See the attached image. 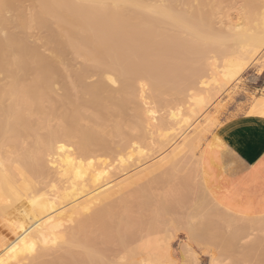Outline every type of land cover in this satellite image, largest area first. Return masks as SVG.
I'll list each match as a JSON object with an SVG mask.
<instances>
[{
  "label": "bare ground",
  "instance_id": "bare-ground-1",
  "mask_svg": "<svg viewBox=\"0 0 264 264\" xmlns=\"http://www.w3.org/2000/svg\"><path fill=\"white\" fill-rule=\"evenodd\" d=\"M19 2L0 0V222L13 234L12 240L0 238V261L3 264H176L179 259L173 261L169 238L179 239L180 235L166 228L168 221L164 217L169 222L170 219L168 214L162 215L166 213V205L168 212L170 209L175 214L177 208L172 211L169 208V202L173 207L175 201L158 200L161 206L156 204L154 215L149 212L148 221L140 220L138 215L136 223V211L134 216H129L135 200L127 202V195L139 186L140 190H133L136 194L131 198L141 193L140 196L146 197L139 200L144 206L140 205L142 208L138 210L143 213L146 205L150 208L155 198L160 197L156 192L161 190L160 184L156 182V189L155 182L153 188L151 184L149 188L143 184L149 183L147 180H159L162 173L168 175L167 169L177 165L185 153L193 160L191 150L200 146L204 133L211 131L216 120L212 116L214 112L208 114L209 108L250 66L264 59V0H29L33 12L28 11L32 13L28 18L22 14L20 9H24L19 8ZM29 29L46 32L41 40L45 41L49 54L29 43ZM30 36L33 38V34ZM37 40L41 41L39 37ZM66 55L82 60L85 65L82 67L78 62L79 66L71 59L79 70L70 72L68 68L67 72ZM91 77L96 80L92 81ZM56 85L62 87L60 95ZM157 107L167 111L166 117L157 115ZM253 108L254 117H264L263 94L255 98ZM200 117L199 123L205 126L196 125L191 130L193 133L188 131L191 135L185 136ZM27 139L29 143L25 142ZM166 148H172L169 155L162 154L164 158L141 168ZM189 157L186 166L183 165L185 170L191 166ZM197 158L191 167L196 165L201 170L202 183L218 207L212 212L220 214L222 210L225 216L233 218L232 224L228 223L230 226L223 221L226 223L224 227L220 225L224 228L220 231L219 227L220 232L211 227L213 234L209 240L212 242L211 237L216 235V239L221 238L222 234L227 242L231 234H225L226 225L235 228L234 219L240 220L241 226L244 221L253 237L258 232L254 234L255 228L264 231V214L237 213L221 205L207 182L206 150ZM133 170L137 172L128 175ZM173 171L170 181L182 174ZM189 183L194 182L191 180L186 185ZM168 184L165 186L170 188L166 191L172 192L176 187L171 185L175 184ZM182 188L188 187H180L179 191ZM150 191L151 198L147 195ZM184 194L180 196L185 202L178 205L184 202V206L193 209L196 203L182 198ZM200 196L203 198L205 194ZM184 206L178 207L175 217L182 224L178 212L183 210L184 215L189 210L183 209ZM200 209L196 205L191 210L198 216H192L193 219L200 217L197 223L203 219L196 214ZM242 209L247 212V208ZM189 214L183 216L185 221L188 218V223H184L186 229L181 225L182 230L180 227L176 230L196 235L198 231L191 228L196 222L189 223ZM170 216L174 219V215ZM158 217L165 228L161 227L164 229L161 235L165 233L169 238L158 235L161 226L157 224ZM217 219L213 220L214 226L218 224L216 228L223 220L220 215ZM210 225L204 226L209 230ZM130 228L145 236L136 232L137 239L130 237L132 233L127 232ZM234 228L231 229L235 231ZM243 232L247 246L242 247L240 240L242 249L238 245L236 248L247 247L245 253L249 250L254 259L251 262L246 259L250 255H246L244 264H254L256 260L264 264V257L254 258L257 251L250 249L249 235ZM171 233L175 236H169ZM259 237L254 241H258L256 246L262 252L264 238ZM24 239L39 242L35 253L10 250V245L20 244L23 248L20 242ZM45 239L49 241L47 246L43 243ZM210 245L205 246L211 248ZM187 248L179 253L186 255ZM239 250L237 254L244 253ZM237 260L235 263L242 262ZM188 261L185 262L192 264Z\"/></svg>",
  "mask_w": 264,
  "mask_h": 264
},
{
  "label": "rangeland",
  "instance_id": "rangeland-1",
  "mask_svg": "<svg viewBox=\"0 0 264 264\" xmlns=\"http://www.w3.org/2000/svg\"><path fill=\"white\" fill-rule=\"evenodd\" d=\"M20 2H21V0H19ZM29 1V0H28ZM27 0H22V2H21V4H20V2H19V8H23L24 9V11L22 10V9H20L21 10V12H22V14L26 17V18H28L29 16H30V14H32V13H29L28 11H30V12H33V11H31L32 10V6L30 5H28V2ZM30 3V2H29ZM23 4V5H22ZM31 10H30V9ZM27 9H29V10H27ZM232 13H234V11H231ZM26 13V14H25ZM29 13V14H28ZM36 29H29L28 31H27V34H28V41H29V43L31 44V45H33V46H35L36 48H37V46H38V48H40V49H38L40 52H43V53H45L46 55H47V51H48V48L47 47H45V44H44V42H42V40H41V38H45L46 36V32L44 31V30H41V31H35ZM34 31V33H32ZM43 31V32H42ZM42 33V35H44V36H40V34ZM30 34L32 35L33 34V38L35 39V40H33V38H32V36H30ZM39 37V39L41 40V41H39V40H37L38 39V37ZM30 39V40H29ZM32 39V40H31ZM36 42V43H35ZM42 42V43H41ZM35 44V45H34ZM42 44H44L43 46L45 47V48H47L46 49V51H45V48L43 49V48H41V47H43V46H41ZM41 46V47H40ZM44 54V55H45ZM49 54V53H48ZM67 56V55H66ZM69 56V55H68ZM67 56V57H68ZM71 56V55H70ZM69 56V57H70ZM67 57L65 58L67 61H66V63H65V66H67V68L66 67H64V69L68 72V68H70L71 70H69L70 72H75V70L76 71H78L79 69H78V66H75V65H77V64H74V60L78 63H81L82 64V67L85 65L83 62H82V60H80V59H76V58H71L70 57V59H69V57H68V59H67ZM73 57V56H72ZM73 61H72V60ZM70 60H71V62H73V63H71L70 62ZM81 61V62H80ZM263 61V62H262ZM69 62L71 63V64H73L75 67L73 68L72 67V65H69ZM75 62V63H76ZM78 63V65L80 66L81 64H79ZM68 64V65H67ZM84 64V65H83ZM69 66V67H68ZM82 67H80V69L82 68ZM76 68V69H75ZM65 71V72H66ZM66 72V73H67ZM69 74H71V73H68V75ZM70 76H72V75H70ZM91 78H93L92 79V81L96 78H94V77H91ZM91 80V79H90ZM90 80H88L89 81V83L90 82H92V81H90ZM96 80V79H95ZM94 80V81H95ZM87 81V82H88ZM2 83V82H1ZM59 85H61V84H59ZM58 85H56L55 86V89H56V92L58 93V95H60L61 94V88L58 86ZM263 87H264V59H262L261 60V62L260 63H258L257 65H254V66H250L249 67V69L240 77V79L238 80V82H235L234 84H232V86H230L229 87V90L228 89H226V90H224L223 92H221V95H220V97H218L217 99H216V101H214L215 102V104H213L210 108H209V110H208V112H206V113H208V114H212L213 112H214V114H212V116L214 115V118H216V120L214 121V125H213V128L211 129V131L210 132H207V133H204V139H202V141H201V144H200V146L198 147V148H196V149H193V150H191V151H194V153H193V156H194V158H192L194 161H195V163H196V160H198V156H199V153H201V151L202 150H208V148H209V143H208V139L209 138H211L212 137V135H213V132L216 130V128H218L220 125H221V123L223 122V121H225V120H227V119H229V118H232V117H235V116H237V115H247V116H253L252 115V112H253V102H254V100H255V98L258 96V95H260V94H263L264 95V89H263ZM59 92H60V94H59ZM176 103V102H175ZM175 103H173V105H172V107H174L175 105ZM216 106L217 107H219V110L216 108ZM133 108V106L132 105H130V107H128V110L130 111V109H132ZM214 108H216V109H214ZM157 111H158V116H162V117H166V115H167V111L166 110H161V108H159V107H157ZM131 112H132V110L130 111V113L129 114H131ZM218 113V114H217ZM203 118V117H202ZM260 118H264V117H260ZM198 122V123H197ZM199 122H202V119H201V117L199 118V119H197L195 122H193L192 123V127L190 128V129H188L186 132H185V136H187V134L189 133V132H191V133H193V131H191V130H194V128L196 129L197 127H196V125L197 126H199V125H201L202 123H199ZM215 122H216V124H215ZM202 127H204L205 126V124L204 125H201ZM193 128V129H192ZM189 131V132H188ZM191 133H189L190 135H191ZM188 134V135H189ZM213 140L215 141V143H218V141H217V138L213 135ZM29 139H27L25 142L26 143H29ZM178 141V140H177ZM176 141V142H177ZM178 143V142H177ZM206 147V148H205ZM172 148H166L164 151H163V153L162 152H160V153H156L155 155H153L151 158H150V160H148L149 162H146V164L144 165V166H142L141 168L143 169V167H147V165L149 166V164H150V162H151V165L152 164H154V163H156V162H158L159 160H161L162 158H164L163 156H162V154L163 155H165V157L167 156V155H169V153H170V150H171ZM199 150V151H198ZM191 151H189V152H191ZM196 151V152H195ZM188 152V153H189ZM161 156H160V155ZM186 155L185 156H187V155H189V154H187V153H185ZM195 154V155H194ZM159 156V157H158ZM185 156H181L180 157V160L182 161H178L176 164L177 165H180L179 166V168L177 167V165H175L172 169H167V170H170V172H168V175H170V176H168V175H166V176H164V173H162V174H160L159 176H158V179L159 180H157V181H151V180H147L146 182H149V183H146V182H144V183H146V184H143L145 187L148 185V188H149V184H151V188H153V187H155L156 186V182H158V184H160V188H161V190H158L157 189V191L156 192H158L157 194H159L160 195V197H157V198H159V199H157V198H155L156 199V201L155 202H152V200H151V202L153 203V205H154V203H155V205H154V207H153V205L150 207V208H148V205H146L147 207L143 210V213H145V212H148V214L147 215H143V213L142 212H140L138 209H140V207L142 208V206H140V205H143V204H141V201H139V200H141V198H144V197H146V196H140V194L141 193H139V192H141V191H139L138 193H139V195H138V197H136L135 196V198H131V196H132V194L134 195V194H136V192L135 191H137L136 189H138V190H140L139 188V186H137V187H134V188H132V191L130 190L128 193H129V195H127L128 196V200H127V202L128 201H130V199H132V201L133 200H135L134 202H135V204L133 205V203L134 202H132L130 205H133L131 208H132V212H130L131 214L129 215V216H134V212L136 213L135 214V218H134V220L135 219H137V217H138V215L139 216H141V217H138V218H140V220H145V221H148L150 218H151V216L150 217H148V215H149V212L151 213L152 212V216L154 215V210H155V208H156V204L158 205L157 207H160L161 206V203H157V201L158 200H163V198H164V200L166 201V202H168V200L170 199V201H175V203L173 202L172 203V206L173 207H171V202H169V208H171V211L172 210H174V209H176V210H178L179 208V206H180V209H182L181 207L182 206H184L183 204H184V199H181V194H184L183 195V197L182 198H185V199H188V201H192V203L194 204V203H196L195 205H193L192 203H191V205H193L192 207H193V209H194V207L196 206V205H199V206H201V209H200V211H206V212H203L202 214L203 215H201V212L199 211H196V214L197 213H199V216H201L203 219H201V221L200 222H196L197 221V219L198 218H192V216L193 217H198V216H196V215H193V211H191V210H193L192 208L191 209H189V208H187L188 207V205H185L184 207H183V209H189V210H187V214H184V215H188L189 213V211H191V213H192V215L190 216V214H189V223L190 222H192V223H195L196 222V225H194V224H192V227L191 228H194L195 230H196V232L198 231V233L196 234V235H190V234H188L187 232V234L186 233H182V231H180L179 233H178V231L182 228V227H180L181 225H185L184 223L185 222H187V220H188V218L186 219V221L184 220V218H183V210L182 211H180L179 210V215H180V218H181V220L184 222L183 224L181 223V222H179V221H177L176 219H175V217H176V210H175V214H172V213H170V209H169V212H168V208H167V205L165 206L166 207V213H163L162 215H167L168 214V216L167 217H169V219H170V222H169V220H168V218H166L165 219V217H164V220H166V221H168V222H165V224H166V228H169V229H171V231L172 230H175L176 231V233L177 234H179L180 236H179V239H178V237H176V238H174V237H168L167 236V234H166V236H167V238H169V240H171V241H169V242H171L170 243V248H171V253H172V255H173V261L175 262L176 260H178L177 261V263L176 264H183L186 260L188 261V259H190V261H192V264L195 262V261H197V262H195L194 264H219V263H221V264H238L237 262L235 263V261L237 260V259H239V261L238 262H241L240 264H244V259L247 257L246 255H250V256H248L246 259H250L251 260V262L252 261H254V259H252V257H251V255L252 254H250L249 252V250H248V253L246 254L245 253V250L247 249V247L245 248V249H243V250H241L242 249V247H245V245L247 244H244L245 242H247L248 240H247V237H245V232H243V230L244 231H246V235L248 234L249 236H248V239H249V246H251V248L250 249H256V251H257V253H256V251H255V253H256V255L254 256V258H256V256L257 257H259V258H262V257H264V254H261L262 252H264L263 250H264V248L263 247H261V251L262 252H260L259 250V248L256 246L257 245V240H258V237L261 235L262 236V238L261 237H259L260 239H263L264 238V231H262V230H258L257 228H255V230L256 231H253L254 232V234H256L255 232H259V236L257 237V234H258V232H257V234H256V236H254L253 237V233L250 231L251 230V228H249L248 229V227H247V224L244 222V221H242V226L240 225V223H241V221L240 220H237V219H234V222H233V224L234 225H232V226H235V228L234 227H228L227 225H229V224H232L231 222H230V220H233V218H231V217H229V216H225V214H224V212L219 208V209H217V210H221V212H219L220 214H218L217 212L218 211H215V212H212L215 208H218L217 206H216V204L212 201V198L210 197V195H209V193H207L208 191L205 189V187H204V185H203V183H202V174H201V170L195 165V166H193V167H191L192 166V164L194 165V161L192 162L191 161V158L189 157V156H187V158L189 157L190 158V162H191V164H189L188 163V165H191V166H187V167H190V169L189 168H187L186 170H188V171H186L185 170V167L184 166H186V162H185V160H187V158L185 157ZM192 156V155H191ZM185 162V163H184ZM184 165V166H183ZM195 167H197V168H195ZM137 170V169H136ZM136 170H133V171H131L128 175H132V173L134 174L135 172H137L138 170H140V169H138L137 171ZM172 170H175V171H178L177 173H182L179 177L177 176V178H176V175H174L175 176V178L176 179H172L171 181L172 182H174V184L175 185H171L172 184V182L168 179V178H172L171 176V172H172ZM185 170V171H184ZM191 170V171H190ZM166 171V170H165ZM175 171H173L174 173H175ZM180 171V172H179ZM182 171V172H181ZM166 173H167V171H166ZM177 173H175V174H177ZM128 175H126V177H129ZM188 175H191V176H189L188 178H186ZM194 175H195V177H194ZM164 176V177H163ZM173 176V177H174ZM185 176V177H184ZM181 177H182V180H181ZM191 178V179H190ZM160 179H161V182H159L160 181ZM190 179V180H189ZM191 180L195 183H193L194 184V186H193V184H191V183H189V186L188 185H186V184H188V182L190 181L191 182ZM182 181V182H181ZM186 181V182H185ZM155 182V183H154ZM170 183V185H171V187L173 186V188L174 187H176V188H174L173 190H172V192H171V190H170V192H168V191H166V189H169L168 187H166L165 185H167V186H169V184L168 183ZM180 184H179V183ZM143 183V182H142ZM154 183V186L152 187V184ZM165 183H167V184H164ZM179 185H178V184ZM185 183V184H184ZM158 184H157V186H158ZM182 184H184L183 186H184V188L185 187H188V188H185V190L183 189V191H179L180 190V187H183V186H181ZM140 185H142V184H140ZM177 185L179 186V187H177ZM186 185V186H185ZM203 186V187H202ZM142 187V186H141ZM166 187V188H165ZM147 188V189H148ZM157 188H159V187H157ZM159 188V189H160ZM141 189H144V188H141ZM155 189H156V187H155ZM133 190H135V191H133ZM151 190V189H150ZM154 190V189H153ZM195 190V191H194ZM198 190V191H197ZM147 191H149V190H147ZM193 191V194L191 193ZM130 192H132V193H130ZM154 192V191H153ZM155 192V193H156ZM197 192H199L200 193V195H203L204 196V194H205V197H203L202 198V196H200L199 195V193H197ZM127 193V194H128ZM145 193V192H144ZM143 193V194H144ZM149 193V192H148ZM152 193V191H150V194H147V195H149V197H150V195H153V194H151ZM177 193V194H176ZM187 193H189V195L190 196H186L187 195ZM194 193H195V195H194ZM175 195H177V196H175ZM156 196V195H155ZM193 196V197H192ZM197 196V197H196ZM162 197V199H160ZM174 197H177V200H179L180 199V201H176V199H174ZM189 197H192V198H189ZM127 198V197H126ZM151 198V197H150ZM152 198H154L153 196H152ZM145 199V198H144ZM195 199H197V200H202V201H197V200H195ZM138 200V203H136V201ZM146 200H148L149 201V198H146ZM145 200V201H146ZM154 200V199H153ZM204 200V201H203ZM145 201H142V203H144L145 204ZM181 201H184L183 202V204L182 205H178V204H180L179 202H181ZM131 202V201H130ZM140 202V203H139ZM199 202V203H198ZM204 202H205V204H206V206L204 205ZM190 203V202H189ZM189 203H186V204H189ZM151 204L149 203V206H150ZM204 205V207H205V210H203L202 209V206ZM137 206H138V208H137ZM144 206V205H143ZM208 207H210V208H208ZM136 208H137V210H136ZM148 208V209H147ZM207 208V209H206ZM196 209V208H195ZM197 209H199V208H197ZM196 209V210H197ZM211 209V213H209L208 211ZM128 210H130V209H128ZM186 210H184V211H186ZM216 210V209H215ZM133 213V214H132ZM160 213H161V211H160ZM159 213V214H160ZM173 213H174V211H173ZM185 213V212H184ZM195 213V212H194ZM207 213H209V214H211V215H209V214H207ZM216 214V216H215V214ZM214 214V215H213ZM223 214V215H222ZM151 215V214H150ZM170 215H174V219H175V221H174V219H173V216H170ZM179 215H178V218H179ZM198 215V214H197ZM206 215H209V216H206ZM219 215H220V218H222L223 220H222V223L221 224H219V226H218V228H216L217 227V225L216 226H214V224L215 223H213V220L214 219H217V217H219ZM161 216V215H160ZM159 216V217H160ZM204 216H206L205 218H204ZM215 216V217H214ZM222 216V217H221ZM224 216L226 217V219L224 218ZM11 217V216H10ZM148 217V218H147ZM157 218V224H159V225H161L160 224V218L162 217H160V218ZM213 217V218H212ZM229 217V218H228ZM180 218H179V220H180ZM185 218H186V216H185ZM192 218V219H191ZM196 219V220H195ZM199 219H200V217H199ZM199 219H198V221H199ZM0 220H1V217H0ZM130 220H132L133 221V218L131 217L130 218ZM143 220V221H144ZM164 220H162L163 221V223H164ZM194 220V221H193ZM218 220V219H217ZM216 220V221H217ZM227 221V225H226V229H225V231H226V235L228 236V235H230L231 234V236H228V237H226V239L228 238V240H227V242H224L223 241V238L225 239V237H223V235L221 234L220 236H222L221 238H218V239H216L217 237V235L215 236V238L214 237H211L212 236V234H213V229L212 228H215L216 230H217V232H220V231H222L223 229H221V226L220 225H222L223 227H224V224L226 223H224L223 221ZM205 221H208V222H205ZM209 221H211L212 222V224L210 225V222ZM219 222H220V220H218ZM134 222H136V223H138L139 222V219H137V220H135ZM176 222H177V224H176ZM205 222V223H204ZM215 222V221H214ZM218 222V223H219ZM247 222V221H246ZM179 223V224H178ZM181 223V224H180ZM188 223V222H187ZM217 223V222H216ZM229 223V224H228ZM247 223H249V222H247ZM167 224H169V226L170 225H172L171 227H168V225ZM173 224L174 225H176V226H173ZM190 224V225H191ZM206 224V227L208 226V224L210 225V227H208V229L209 230H207V228L204 226ZM164 225V224H163ZM187 225V224H186ZM195 226V227H194ZM202 226V227H201ZM203 226L205 227L204 229H203ZM230 226V225H229ZM238 226V227H237ZM161 227H162V225L160 226V231L158 232L159 234L158 235H160V236H162L163 235V237H166L164 234H162L161 235V230H164L165 228H164V226L162 227V228H164V229H161ZM173 227H175V229H172ZM180 227V229L179 230H176V229H178ZM185 227V229H186V226H184ZM184 227H183V229H184ZM190 226H189V224H188V228H189ZM199 227V228H198ZM201 227V228H200ZM212 227V228H211ZM219 227H220V231H219ZM236 227L238 228V232H237V230H236ZM231 228H234L235 229V231L233 230V229H231ZM243 228V229H242ZM206 229V231L203 233V231ZM254 229V228H253ZM252 229V230H253ZM129 230H130V233H132L131 235H129L127 232H129ZM182 230V229H181ZM231 230V231H230ZM232 230L234 231L233 232V234L231 233L232 232ZM170 230H169V232H171ZM208 231H210V232H212V233H210V232H208ZM127 234L131 237H133L134 236V238L135 239H137V237L138 236H135L138 232L136 231V230H131V228L130 229H128L127 230ZM137 232V233H136ZM248 232V233H247ZM175 233V232H174ZM222 233H224V232H222ZM139 234V233H138ZM199 234V235H198ZM201 234V235H200ZM139 235H141V236H145V233L143 234V233H141V234H139ZM170 235H173L172 233L171 234H169V236ZM208 235V236H207ZM209 235H211L210 237L211 238H213L214 240L212 241L213 243H215V244H213L210 240H209ZM225 235V236H226ZM173 236H175V235H173ZM182 236V237H181ZM190 237V238H187V237ZM200 236V237H199ZM206 236H207V238L208 239H206ZM129 237V238H130ZM140 237V236H139ZM185 237V238H184ZM194 237V238H193ZM218 237H219V235H218ZM250 237V238H249ZM257 237V238H256ZM0 238H2L4 241H7V240H12L13 239V234L8 230V228L6 227V226H4V223H1L0 222ZM126 238H128V236H126ZM173 238L174 239H176V240H174L173 241ZM181 238V239H180ZM184 238V239H183ZM198 238L200 239V241H197L198 240ZM240 238V239H239ZM254 238H256L255 240L257 241V242H255L254 241ZM187 239H189V243H192L191 241H193V245H191V244H189L188 243V240ZM185 240H186V242H185ZM212 240V239H211ZM222 240V241H221ZM240 240H243L241 243L240 242H238V241H240ZM246 240V241H245ZM226 241V240H225ZM262 241V240H261ZM173 242V243H172ZM184 243H186V245H184ZM198 243V244H197ZM212 244V246L214 245V248H213V250L211 249L212 248V246H211V248H208L209 246H205V245H209V244ZM224 243V244H223ZM234 243V244H233ZM238 243H240L241 245L242 244H244V246L242 245V247L241 246H239L240 244H238ZM221 244H223V245H221ZM206 247V249H205V247ZM224 245H228L227 246V248L224 246ZM239 246V247H241V249L239 250V249H237L236 248V246ZM185 246H188L189 247V249L187 248V247H185ZM193 246V247H192ZM247 246V245H246ZM254 246V247H253ZM221 247V248H220ZM235 247V248H234ZM185 248H187L189 251L186 253V255H184L183 256V254H180L179 252H181L182 253V251H184V249ZM191 248V249H190ZM202 248V249H201ZM204 248V249H203ZM225 248H226V251H225ZM198 249H199V252H198ZM211 249V250H210ZM239 250V252L240 251H243L244 253L242 254V252H240V253H238V254H240V256H236V255H238L237 254V252L238 251H236V250ZM207 250H208V254H207ZM202 251H204V252H202ZM193 252H195V254L193 253ZM197 252V253H196ZM202 252V253H201ZM219 252H222V254L220 253V255H218L217 253H219ZM225 252H226V255H225ZM234 252H236V253H234ZM254 252V251H253ZM177 253V254H176ZM200 253V254H199ZM204 253V254H203ZM224 253V254H223ZM232 253H234L233 255H232ZM254 253V254H255ZM213 256H212V255ZM218 255V257H216L217 255ZM236 254V255H235ZM191 255V258L194 256V258H189V256ZM209 255L211 256V257H209ZM215 255V256H214ZM221 255H223V256H221ZM230 255H232L231 257H230ZM235 255V256H234ZM243 255V256H242ZM177 258H176V257ZM195 256H197V260H195ZM226 256V257H225ZM181 257H183V261H182V258ZM232 258L231 260H230V258L229 259H227L226 260V258ZM233 257H237L236 258V260L234 259L233 260ZM240 257H241V260H240ZM176 258V259H175ZM181 258V259H180ZM213 261H212V260ZM222 259V260H221ZM226 260V262H228V263H226V262H224V260ZM195 260V261H194ZM211 260V261H210ZM228 260H230V261H228ZM249 260V261H250ZM182 261V263H180ZM189 262V261H188ZM187 262V263H188ZM218 262V263H217ZM224 262V263H223ZM249 263V264H253V263ZM186 263V262H185ZM186 263V264H187ZM246 263V262H245ZM254 264H258V262H257V260H256V262L254 263Z\"/></svg>",
  "mask_w": 264,
  "mask_h": 264
},
{
  "label": "crops",
  "instance_id": "crops-1",
  "mask_svg": "<svg viewBox=\"0 0 264 264\" xmlns=\"http://www.w3.org/2000/svg\"><path fill=\"white\" fill-rule=\"evenodd\" d=\"M213 135L206 151L208 185L224 208L264 214V118L237 115Z\"/></svg>",
  "mask_w": 264,
  "mask_h": 264
},
{
  "label": "snow or ice",
  "instance_id": "snow-or-ice-1",
  "mask_svg": "<svg viewBox=\"0 0 264 264\" xmlns=\"http://www.w3.org/2000/svg\"><path fill=\"white\" fill-rule=\"evenodd\" d=\"M20 243L23 244V248L20 247V244H17L15 246L10 245L9 246L10 250L14 253L18 251L35 253L37 251V246L39 242L38 241L29 242L27 239H24ZM43 243L45 246H47L49 244V241L45 239ZM0 264H3V262L0 261Z\"/></svg>",
  "mask_w": 264,
  "mask_h": 264
},
{
  "label": "built area",
  "instance_id": "built-area-1",
  "mask_svg": "<svg viewBox=\"0 0 264 264\" xmlns=\"http://www.w3.org/2000/svg\"><path fill=\"white\" fill-rule=\"evenodd\" d=\"M263 89H264V87H263Z\"/></svg>",
  "mask_w": 264,
  "mask_h": 264
}]
</instances>
